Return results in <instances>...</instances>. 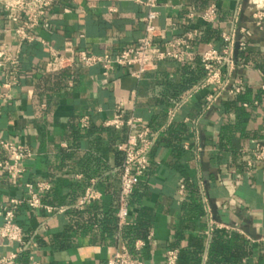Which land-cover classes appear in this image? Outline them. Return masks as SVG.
I'll return each instance as SVG.
<instances>
[{"label":"crops","instance_id":"0c3cea01","mask_svg":"<svg viewBox=\"0 0 264 264\" xmlns=\"http://www.w3.org/2000/svg\"><path fill=\"white\" fill-rule=\"evenodd\" d=\"M140 1L145 0H60L30 44L14 35L20 16L8 18L0 8V48L21 51L23 70L11 98H0V141L25 144L35 153L18 183H0V210L23 202L17 223L28 264H107L118 248L123 163L118 147L126 131L104 123L124 103L128 115L141 117L158 134L149 171L131 199L132 237L145 243L141 251L132 247V255L144 264H167L171 250L179 252L177 264H264V157L257 158L259 145L264 146V28L253 18L264 13V0H159L157 25L167 41L194 30L205 38L209 24L201 16L216 4L218 21L211 25L219 38L203 39L194 50L202 54L210 44L221 48L222 32L233 29L248 44L237 55L245 67L236 74L245 83L248 106L225 96L200 118L209 94L204 91L187 101L172 123L168 112L195 88L190 83L200 70L198 62L190 68L161 62L137 80L129 69L115 67L106 77L102 66L86 68L80 61L82 52L117 59L136 48L148 13ZM54 51L73 54L76 64L48 72ZM5 75L0 69V84ZM85 116L89 129L80 126ZM40 181L52 186L43 195L44 205L68 207L65 213L28 207L26 185ZM183 184L187 192L180 197ZM91 187L101 200L77 210ZM221 232L227 233V251L219 247ZM24 252L0 239L1 254Z\"/></svg>","mask_w":264,"mask_h":264},{"label":"built area","instance_id":"2783aa9c","mask_svg":"<svg viewBox=\"0 0 264 264\" xmlns=\"http://www.w3.org/2000/svg\"><path fill=\"white\" fill-rule=\"evenodd\" d=\"M60 0H0L2 12L11 19L20 16L21 22L13 32L15 37L23 44L33 43L36 40L37 29L46 25L48 12L57 5ZM144 4L148 13L144 18L145 34L139 41L136 48L124 50L117 59L108 56L98 57L89 55L86 52L80 54V61L86 68L102 66L104 76H110L115 67L126 68L131 71V76L141 80L147 73L157 70L159 63L174 61L179 64H195L200 62L203 65L205 76L195 86L193 91L176 103L168 112L169 123H172L187 101L197 96L201 92L208 91L200 118L210 112L225 96L235 99L246 89L241 77H236L237 72L245 66L239 62L238 53L248 50L246 42L239 41L237 31H225L221 34L223 46L217 48L210 44L208 49L198 54L193 43L200 37L197 30L190 31L185 37L167 41L164 32L157 25L160 17L159 0L140 1ZM207 24H215L218 21V7L216 4L205 10L201 16ZM254 22L259 29L264 28V13L257 12L253 15ZM235 25L237 20H235ZM245 33V29H240ZM162 40L163 44H158ZM72 52L67 49V53ZM53 59L49 63L47 70L50 73H57L76 64L73 54L63 55L54 51ZM0 69L6 70L5 81L0 84V98L10 99L12 90H15L23 78L21 68V51L13 52L8 45L0 48ZM264 91V84L262 86ZM247 107V105H245ZM106 128L115 130H125L126 139L122 142L118 150L123 155V163L120 167V191L117 210L118 218V248L107 264H144L139 258H134L131 251L123 240V231L130 226L129 212L131 199L135 189L142 178L149 171L151 161L150 154L155 146L158 134L144 122L141 117L134 114L128 115L124 103L117 105L115 115L104 123ZM83 129L91 126L90 118L85 116L80 121ZM257 156L259 160L264 157V146L259 145ZM35 153L25 144H16L10 141H0V183L8 179L18 183L25 173V163L33 159ZM252 166V164H250ZM29 197L25 202L32 210L47 209L50 213H65L68 207H47L43 203V195L52 189L48 182L40 181L36 184L26 185ZM186 185H181L179 196L186 195ZM102 194L93 187L88 188L81 200L76 204L77 210H85L87 207L100 201ZM23 204L22 201L15 200L12 204L3 206L0 216L3 223L0 225V239L8 245H20V252L27 249L23 228L17 223V210ZM264 244V238L260 240ZM145 246L143 241L136 243V250L141 251ZM179 252L171 250L167 253V264H177ZM19 253H0V264H17Z\"/></svg>","mask_w":264,"mask_h":264},{"label":"trees","instance_id":"16d2710c","mask_svg":"<svg viewBox=\"0 0 264 264\" xmlns=\"http://www.w3.org/2000/svg\"><path fill=\"white\" fill-rule=\"evenodd\" d=\"M206 37L202 38L201 39V36L193 43V48L195 49L196 48V45L201 42V40L203 41V39H205L206 43L208 42H211V41H214L215 39H218V32H217V29L213 28V26L211 24H209L207 26V29H206ZM204 42V41H203ZM183 66H185L186 68H190L191 64L190 63H187V64H183ZM198 66H200V70L198 71L197 73V77L193 74V72H191L194 76L192 82L190 83L191 85H197L205 76V71H204V68H203V65L198 62ZM263 91V90H262ZM264 92V91H263ZM245 91L243 92V94H241L240 96H238L237 98L233 99L234 101L233 102H240V103H246L244 104L248 106V99H246V94L244 95ZM136 190V189H135ZM135 193V192H134ZM134 195V194H133ZM81 200V198H80ZM118 220V219H117ZM118 228V227H117ZM221 234L220 236V244H219V247L223 248V250L227 251L228 250V247L226 246L227 243L226 242V237H227V233L225 232H221L219 233ZM123 240L125 242V244L127 245V247L129 248V250L131 251L132 247H135L136 246V243L138 242V240L134 239L132 237V233H131V229L130 227L128 226L127 228L124 229L123 231ZM141 241V240H139ZM117 243H118V240H117ZM218 243V242H217ZM221 243H223V245L221 246ZM216 245V244H215ZM215 246H213V249H216L214 248ZM218 247V248H219ZM132 254V253H131ZM133 256V255H132ZM29 257V253L28 252H24L22 253L18 259H17V264H28L27 263V259ZM134 257V256H133ZM135 258V257H134Z\"/></svg>","mask_w":264,"mask_h":264}]
</instances>
